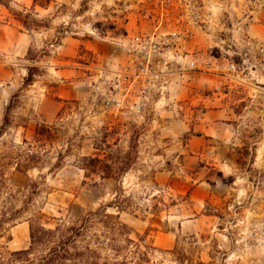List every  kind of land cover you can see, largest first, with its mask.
<instances>
[{"label": "rangeland", "instance_id": "374dc122", "mask_svg": "<svg viewBox=\"0 0 264 264\" xmlns=\"http://www.w3.org/2000/svg\"><path fill=\"white\" fill-rule=\"evenodd\" d=\"M254 11L264 32V0H0V126L13 102L0 137V259L38 264L42 248L23 253L31 219L71 224L119 192L126 211L107 213L155 248L134 264H262L238 223L263 138L264 36L249 43L245 28ZM152 33L165 44L164 88L148 91L141 116L107 106L129 39ZM28 67L39 73L24 86ZM40 125L35 167L20 172ZM84 156L107 158L111 178H85Z\"/></svg>", "mask_w": 264, "mask_h": 264}, {"label": "trees", "instance_id": "16d2710c", "mask_svg": "<svg viewBox=\"0 0 264 264\" xmlns=\"http://www.w3.org/2000/svg\"><path fill=\"white\" fill-rule=\"evenodd\" d=\"M38 73L37 68L28 67L24 86L32 85ZM12 107L13 102L10 101L0 126V137L9 124L8 112ZM48 133L49 128L45 125L36 128L34 146H29L30 154H27L25 159L16 165L18 171H27L35 167L36 149L41 146ZM57 165L59 167L60 163ZM78 167L83 171L85 178H90L98 173L104 175L105 179L111 178L107 174L111 169L107 158L84 156L79 160ZM121 171L124 172V166ZM127 203L128 198H124L123 194L116 192L112 202L106 207H102L96 212L87 213L77 222L68 224L60 221L52 227H45L41 223V217H34L29 223L30 246L23 253L29 257L33 250L42 248V255L37 259L38 264H134L137 261L148 262V251H155V248L144 244V239L137 242L132 240L129 228L119 221L118 215L107 213L108 208L116 209L117 212L126 211ZM0 264H5L4 259H0Z\"/></svg>", "mask_w": 264, "mask_h": 264}, {"label": "built area", "instance_id": "2783aa9c", "mask_svg": "<svg viewBox=\"0 0 264 264\" xmlns=\"http://www.w3.org/2000/svg\"><path fill=\"white\" fill-rule=\"evenodd\" d=\"M187 1L189 0H176V3L184 4ZM164 45V42L159 40L155 33L136 35L129 39L127 58L124 64L113 73V78L110 81L106 98L107 106L116 110H124V114L141 116L145 102L148 100V91L154 89L157 82L161 84L158 90H162L166 83L162 73L158 74L155 70L156 66L167 63L164 60L165 54L162 53ZM177 59L179 63L185 61L184 65L190 70L195 67L194 61L186 60L187 55ZM214 60L217 61V59ZM212 67L213 63L209 60L202 63V68L205 70ZM226 70L232 74L238 72L237 65L234 63H228ZM260 122L263 138L257 144L253 162L256 188L247 197L248 200L250 199L249 204L247 202L249 205L247 214L238 223H241L243 228L239 234L240 241L259 250L262 264H264V108L261 111Z\"/></svg>", "mask_w": 264, "mask_h": 264}, {"label": "crops", "instance_id": "0c3cea01", "mask_svg": "<svg viewBox=\"0 0 264 264\" xmlns=\"http://www.w3.org/2000/svg\"><path fill=\"white\" fill-rule=\"evenodd\" d=\"M260 17L259 12L254 11L253 15L251 17H248L247 22H248V26L245 27L247 30V39L249 41V43L254 44V41L252 42L251 39H257V40H261L263 39L264 36V32L261 31L259 28H257V24L256 23H260V19L258 18Z\"/></svg>", "mask_w": 264, "mask_h": 264}]
</instances>
